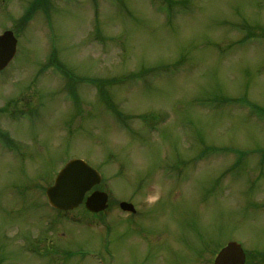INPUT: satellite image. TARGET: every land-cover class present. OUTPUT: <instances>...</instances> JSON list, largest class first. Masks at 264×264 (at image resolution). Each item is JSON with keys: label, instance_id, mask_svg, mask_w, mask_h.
I'll return each instance as SVG.
<instances>
[{"label": "rangeland", "instance_id": "1", "mask_svg": "<svg viewBox=\"0 0 264 264\" xmlns=\"http://www.w3.org/2000/svg\"><path fill=\"white\" fill-rule=\"evenodd\" d=\"M32 1L0 0V264H264V0ZM70 158L103 213L45 205Z\"/></svg>", "mask_w": 264, "mask_h": 264}, {"label": "water", "instance_id": "2", "mask_svg": "<svg viewBox=\"0 0 264 264\" xmlns=\"http://www.w3.org/2000/svg\"><path fill=\"white\" fill-rule=\"evenodd\" d=\"M16 51V39L11 31L0 35V70L13 58ZM99 182L95 170L80 160H71L57 175L54 185L47 189L46 196L49 204L57 209L68 210L76 207L84 193L95 183ZM107 196L94 192L86 198L85 206L91 212H99L106 208ZM122 210L132 211L130 204L121 203ZM244 254L236 243H229L214 260V264H243Z\"/></svg>", "mask_w": 264, "mask_h": 264}]
</instances>
